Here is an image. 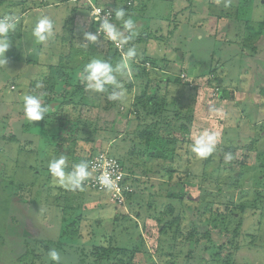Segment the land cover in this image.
Wrapping results in <instances>:
<instances>
[{
  "label": "rangeland",
  "instance_id": "374dc122",
  "mask_svg": "<svg viewBox=\"0 0 264 264\" xmlns=\"http://www.w3.org/2000/svg\"><path fill=\"white\" fill-rule=\"evenodd\" d=\"M62 1L0 3V17L24 14L9 37L8 63L0 64V264H127L121 254L101 255L108 245L135 249L131 264H218L210 256L229 238L235 247L227 257L264 264V246L258 245L264 242V43L251 41L252 19H247L264 20V0H247L241 7L247 13L232 14L233 20L225 14L208 22L204 10L210 5L204 0H137L124 17L134 21L135 34L120 29L132 35L126 44L135 48L138 67L149 65H142L143 59H158L155 69L150 76L135 77L133 68L131 76L117 74L123 99H109L110 85L106 99L98 92L77 113L63 103L66 93L72 96V83L84 82V71L72 77V67L108 54L113 65L121 58L97 32H92L96 47L73 51L74 27L65 28L63 18L75 5L81 23L91 29L94 20L87 0ZM43 16L58 23L37 60L28 49L34 40L39 48L32 31ZM122 23L115 18L117 28ZM74 37L76 45L87 41L80 31ZM149 78L169 79L146 88ZM132 79L135 86L126 91ZM64 82L66 92L58 87ZM26 95H39L50 107L43 119L27 120ZM68 116L82 126L76 147L70 138L76 120ZM143 130L159 137L157 148L132 146ZM205 130L218 131L220 138L216 150L200 158L192 145ZM104 150L123 158L138 177L133 205L116 207L107 194L84 185L83 191L66 189L48 170L54 157L67 158L69 173ZM228 155L232 159L226 162ZM196 234L199 242L191 239ZM51 249L60 254L59 262L49 258Z\"/></svg>",
  "mask_w": 264,
  "mask_h": 264
},
{
  "label": "clouds",
  "instance_id": "9594fccd",
  "mask_svg": "<svg viewBox=\"0 0 264 264\" xmlns=\"http://www.w3.org/2000/svg\"><path fill=\"white\" fill-rule=\"evenodd\" d=\"M124 17L125 12L123 9L116 11V19L122 20L124 29L134 35V21L131 18L125 19ZM18 23L19 18L15 15L6 16L3 19H0V64L8 63V59L5 57V54L11 45L8 33L14 31ZM53 25V20L47 16H43L36 21L32 34L37 42L46 43L54 36ZM98 31H102L108 39L116 42L118 46L121 43H127V41L132 38V35L125 36L124 32L119 30L117 26L107 18L103 19ZM85 39L88 42H95L97 41V35L85 32ZM135 54V48H129L127 52L123 54L121 61L115 65L107 60H90V62L85 65L84 72L81 76V79L85 81L86 89L94 90L96 92H105L107 86L111 85L113 86L114 91L109 96V99L113 101L123 99L125 92L122 85L117 80V74H127L128 76H131V60ZM115 89H119V91H116ZM49 111L50 107L46 104H42L39 95H26L24 97L23 112L27 120H41L46 113H49ZM219 138L220 133L218 131L205 130L198 137H194L192 151L200 158H207L216 150ZM231 159V155L225 157L226 162ZM66 166L67 158L63 155L59 158L54 157L49 162L48 170L51 173L54 182L59 183L69 190L75 191L79 188L83 191V181L91 175V172L89 171V163L85 160H81L79 163L73 165L72 171L69 173L65 172ZM99 179L101 185L108 188L113 186V180L109 173L105 172ZM48 255L51 260L59 262L60 254L55 249H51Z\"/></svg>",
  "mask_w": 264,
  "mask_h": 264
},
{
  "label": "trees",
  "instance_id": "16d2710c",
  "mask_svg": "<svg viewBox=\"0 0 264 264\" xmlns=\"http://www.w3.org/2000/svg\"><path fill=\"white\" fill-rule=\"evenodd\" d=\"M4 0H1L0 1V3H2ZM65 1H71V2H74V1H72V0H63L61 3H65ZM80 0H78V1H76V2H79ZM115 3H113V9H114V20H113V23H115V18H116V11L117 10H119V9H123L124 10V12H125V14H129L130 12H131V10H132V7L135 5H131V6H128L127 5V3H126V0H113ZM61 3H55V5L56 6H59ZM96 4H98V5H100V3H97L96 2ZM48 5H50V4H48ZM51 6V5H50ZM90 6V5H89ZM102 6H108V5H102ZM111 6V5H110ZM90 9H91V6H90ZM74 10V9H73ZM225 15V14H224ZM228 14H226V16H227ZM2 16H6L5 14L4 15H2ZM7 16H10V15H8L7 14ZM4 17H0V19H3ZM65 19V21H64V23H65V25H67V27H69V24H71L72 23V20H73V18L70 16V17H65L64 18ZM252 21V20H251ZM254 21H252V23H253ZM252 23H250V25H252V27H251V29H252V31H253V34H252V38H251V41L252 42H254L256 39H257V37L261 34V30L262 29H264V20H262V21H258V22H254V24H252ZM121 26V25H120ZM96 27H97V23H95V22H92V25H91V32H95L96 31ZM120 28H122V26L121 27H119L118 29L119 30H121ZM72 34H73V36H75V34L72 32ZM72 34H71V37H72V41H71V43H72V45L70 46L71 47V49H73V51H75L76 49H77V51H79L81 48L83 49V50H85V51H89L91 48V46L93 47L94 45V47H96V44H94L93 42H88V41H86V42H84L83 43V46L81 45V44H79V45H76L75 44V37L73 38V36H72ZM109 43H111V45H113V47H114V49H115V52H114V54H115V57L117 56V55H119L120 56V58L122 59V56H123V53H126L127 52V50H128V44H124L123 43V50H119L117 47H115L114 46V43H113V41L112 40H109L108 41ZM106 53V52H105ZM114 54H112L113 56H114ZM109 55V54H108ZM106 56V58L104 59V60H107V61H110L109 59L111 58L110 56ZM67 56V55H66ZM65 55H63L62 57H66ZM135 57V56H134ZM134 57L132 58V60H131V68H133L134 69V73H135V77H139V76H142V75H147L148 76V74H149V76H150V72L153 70V69H155V64L158 62V59L156 60V59H153V60H151V59H148V58H146V60H144L143 59V63H142V65L143 64H146V63H148L149 65L148 66H145V65H143V68H141V67H138V66H140V65H138V63H136L137 61L134 59ZM69 58V55L67 56V59ZM103 58H104V56L102 57V60H103ZM101 59V58H100ZM136 61V62H135ZM86 63H87V61H83L82 63H79L77 66H74V67H72L71 69H72V71H71V73H72V77H74L75 76V74H77V72L78 71H84V68H85V65H86ZM64 64V63H63ZM63 64H61V65H63ZM66 65V64H65ZM52 68V67H51ZM49 73V72H48ZM47 73V74H48ZM47 74H45V75H47ZM57 74V73H56ZM136 79H138V78H136ZM169 78H165V79H163V80H161V79H159V80H157L156 81V79H154V78H149L148 80H147V82H146V88H148V87H150V86H153L156 82H160V81H167ZM41 80L39 79V78H37V80L35 81V82H40ZM71 80L68 82V85H71ZM65 85H66V82H64V84H61V85H59L58 87H63L64 89H65V92H66V88H65ZM72 88H69V89H71L72 90V96H70V98L69 97H67V93H66V95H65V101L63 102L64 103V105H66V106H70L72 109H73V111H75L76 113L80 110V109H82V106H87V107H89V105L92 103V102H90L91 100H92V96H94L95 94H97L98 92H96V91H94V90H89V89H86V87H85V81L84 82H82V81H78V83L75 85V84H73L72 83ZM135 86V83H134V80L132 79V82H129V84L126 82V85H125V87H126V91H127V89H128V91H131L132 90V88ZM74 87V88H73ZM110 85L109 86H107V90L105 91V92H100L101 93V95L102 94H105V99L108 97L107 95L110 93ZM68 89V90H69ZM114 89H112V91H113ZM115 90H117V89H115ZM28 92V91H27ZM44 99H48V100H50V98L47 96V94H46V98L44 97ZM89 101V102H88ZM135 110L134 109H131V113L133 114V112H134ZM136 112V111H135ZM134 112V113H135ZM136 114V113H135ZM54 116H56V115H54ZM70 116H68V118H65V119H68V120H76V122L70 127L71 128V132H70V138H72V141H73V145H75V147H76V145H77V131H79L78 129L79 128H77L78 127V125L79 126H81L78 122H79V120L78 119H74V118H72V116L69 118ZM87 122V121H86ZM88 124L89 123H91V122H87ZM61 124V123H60ZM160 125V124H159ZM82 127V126H81ZM84 127H86V126H84L83 125V129L85 130V128ZM95 132L93 131L92 132V135L94 134ZM142 137H140V135H139V133H136L135 135H139V138H138V141H137V139H134V140H132L131 142H132V146H135V147H138V149H142V145H146L145 147H153V148H157L158 147V145H159V143H157V141L159 142L160 140H159V137L158 136H156V134H154V132L153 131H149V130H143L142 131ZM72 136V137H71ZM14 137V136H13ZM17 139V138H16ZM59 140V139H58ZM57 140V141H58ZM71 141V140H70ZM71 141V142H72ZM140 141V142H139ZM133 143H134V145H133ZM74 147V146H73ZM140 149V150H141ZM139 150V151H140ZM153 150H155V149H153ZM104 151H107V150H104ZM167 151V150H166ZM169 151V150H168ZM167 151V152H168ZM71 152H72V150H71ZM98 152V151H97ZM109 154H111V152H109V151H107ZM96 153V152H95ZM95 153H93L92 155L90 154L86 159H85V161H87L88 163H89V160H90V158L93 156V155H95ZM112 155V154H111ZM113 156H115V155H113ZM119 161H120V163L124 166V169H125V171L129 174V176H128V179H130L131 181H132V183L134 184V186H135V192L132 194V195H130V197H129V202H128V205H133V203H132V197H133V195H136V193H138L139 191H140V189H139V180H138V177L136 178L135 177V175L133 174V172H129V170L126 168V166H125V164H126V162L124 161V159L123 158H121V157H117V156H115ZM153 173V172H152ZM88 179V178H87ZM83 185H84V181H83ZM138 203V201H137V199H136V206L138 205L137 204ZM140 212L141 211H139L138 210V212H136L137 213V215H135V219H137L138 218V216H140ZM207 214V213H206ZM210 215V214H209ZM204 217V216H203ZM210 218H212V216L210 215L209 216ZM217 217V216H216ZM179 219H183V217L182 216H180L179 217ZM207 220V219H206ZM211 220V219H210ZM210 220H208L207 222L208 223H210L209 221ZM214 222L216 223V222H220L221 223V221L220 220H214ZM73 224V223H72ZM188 224H189V222L187 221H185L184 220V222H183V225L184 226H188ZM162 225H166V224H164L163 222H162ZM190 225V224H189ZM216 225H214V227H215ZM165 227V226H164ZM222 227L224 228V230L225 231H228V228H227V226L225 225V224H223L222 225ZM181 228H182V226H181V224H180V222L178 221V223H177V225H176V229H177V231L179 232L180 230H181ZM168 229V228H167ZM160 230L161 231H166V229H164L163 227H160ZM197 234L196 235H192L191 236V239L192 240H194L195 241V238H196V241L197 242H199L200 241V238H197ZM205 236H207V234L206 233H204L203 235H202V237H205ZM190 238H189V240H188V242L191 240ZM137 241V240H136ZM110 244V243H109ZM144 244V243H143ZM258 245L259 246H264V242H261V241H259L258 242ZM234 247H235V244L233 243V241H232V239H230L229 238V240L228 241H226L225 243H223V244H220L218 247H216V249H217V252L213 255V256H210V260L212 261V262H218V264H238V263H236V261L234 260V258H233V255L232 254H230V256L229 257H227L226 255V253H227V251L229 250V249H234ZM144 249H146V248H144ZM134 250L135 249H131V248H128V247H121V246H115V247H113V246H111V245H108V247H107V249L106 248H104V249H102V253H101V255L102 254H107V252H108V254H116V255H122L123 256V258L122 259H127V264H131V259L134 257V253L136 252V250H135V252H134ZM97 253H99L98 252V250H97ZM96 253V255H98ZM117 264H124L122 261L121 262H117ZM217 264V263H216Z\"/></svg>",
  "mask_w": 264,
  "mask_h": 264
},
{
  "label": "built area",
  "instance_id": "2783aa9c",
  "mask_svg": "<svg viewBox=\"0 0 264 264\" xmlns=\"http://www.w3.org/2000/svg\"><path fill=\"white\" fill-rule=\"evenodd\" d=\"M74 2L78 0H72ZM137 0H126L128 6L136 4ZM91 6V15L95 23H97L96 31L98 35L107 38L100 29V24L103 19L107 18L113 23L114 9L109 6H102L93 3L91 0H87ZM108 39V38H107ZM110 39H108L109 41ZM114 46L119 50H123V43L119 46L114 42ZM124 54V53H123ZM186 74H182L185 77ZM89 171L91 175L84 181V186L92 190L103 192L109 196V198L116 203V206L125 207L128 205L129 197L135 192V186L130 179L129 174L125 171L124 166L120 161L107 151H98L89 160ZM109 173L113 180V186L111 188L105 187L100 183V177L105 173Z\"/></svg>",
  "mask_w": 264,
  "mask_h": 264
},
{
  "label": "crops",
  "instance_id": "0c3cea01",
  "mask_svg": "<svg viewBox=\"0 0 264 264\" xmlns=\"http://www.w3.org/2000/svg\"><path fill=\"white\" fill-rule=\"evenodd\" d=\"M93 3H100V5H108L109 7H113V4L112 6H110L109 4H107V0H91ZM228 1V0H226ZM237 0H230L228 1V3H224L225 0H223L221 2V0H204L205 4L206 5H210L208 8L206 7V9L204 10L205 12V16L204 18H206V21L205 22H208L210 20H217V19H222L223 15L224 14H228L227 16L231 17L229 19L233 20L232 19V14H243V13H247V11H244L241 9V7H245L247 0H240V2L238 3L239 5H237L236 2ZM221 2V3H220ZM115 3V2H114ZM226 4V5H225ZM50 6V5H49ZM48 6V7H49ZM74 9V10H73ZM76 6L73 5L72 6V9L70 10V16L73 18L72 20V23L69 24V28H73V33L75 34V32H78L80 31L82 33V36L85 37V32H88V33H92L89 28V26L81 23V17L80 15L78 16V13H79V10L78 12H76ZM179 10V9H178ZM46 11V10H45ZM179 12V11H178ZM22 15L24 14H21L20 16H17L19 18V20L22 18ZM67 15V13L65 14V16ZM69 16V17H70ZM243 17V16H242ZM65 18V17H64ZM63 18V19H64ZM228 18V17H226ZM234 18V17H233ZM236 18V17H235ZM252 19L253 21V17L249 15V17H247V19ZM54 22V24L58 23V20L57 18L55 17H52L51 18ZM237 19V18H236ZM260 20V19H259ZM218 21V20H217ZM262 21V20H260ZM255 22H258V21H255ZM62 24H64V21L61 22ZM211 23V22H210ZM254 24V22L252 23ZM239 25V24H238ZM122 28H123V23L121 24ZM64 27L66 28L67 25L64 24ZM15 31V30H14ZM14 31L8 33V37L12 36L14 34ZM122 31V30H121ZM207 32V30H206ZM95 33V32H93ZM80 36V34L76 35V37ZM257 43H264V29L261 30V34L257 37V39L255 40ZM254 41V42H255ZM34 43L30 46V48L28 49V51L30 52V55H34V57L37 58V60H39L41 58V53H42V43L39 42V48L37 49L36 48V43H35V40L33 41ZM38 43V42H37ZM95 43V42H93ZM70 47V46H69ZM73 50V49H72ZM45 51V50H44ZM38 63V62H36ZM40 64L42 65L43 64V61L40 62ZM23 92V90L21 91ZM117 207V206H116Z\"/></svg>",
  "mask_w": 264,
  "mask_h": 264
},
{
  "label": "water",
  "instance_id": "95a60500",
  "mask_svg": "<svg viewBox=\"0 0 264 264\" xmlns=\"http://www.w3.org/2000/svg\"><path fill=\"white\" fill-rule=\"evenodd\" d=\"M179 54L182 56V53L181 52Z\"/></svg>",
  "mask_w": 264,
  "mask_h": 264
}]
</instances>
